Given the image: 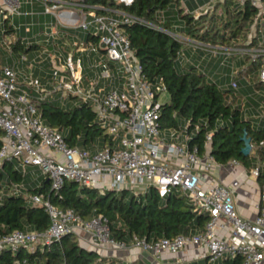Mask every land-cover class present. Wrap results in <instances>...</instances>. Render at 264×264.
I'll list each match as a JSON object with an SVG mask.
<instances>
[{"label": "built area", "instance_id": "1", "mask_svg": "<svg viewBox=\"0 0 264 264\" xmlns=\"http://www.w3.org/2000/svg\"><path fill=\"white\" fill-rule=\"evenodd\" d=\"M41 1L44 12L53 18L47 26L50 29L45 30L47 38L56 42L57 37L63 34L66 40L60 47L67 55L50 54L55 72L46 85L34 76L33 61L28 66L25 81H20L16 59L2 68L0 128L5 134L0 147V166L10 159L36 165L55 191L61 190L67 179L97 187L102 192L133 189L135 194H139L155 186L162 197L173 190H181L195 208L208 212L210 219L204 230L152 242L134 236L133 242L137 246L152 251L158 257L165 251L177 254L189 244L203 245L207 251L206 258L211 263L225 256L240 254L242 264H263L264 189L259 193L256 217H242L234 200L235 191L241 185L239 178L225 184L220 179L209 182L203 177L206 173L218 174L227 164L217 161L210 150L211 131L207 133L206 152L201 153L196 146L189 148L188 141L192 136L187 133V128L160 127V108L164 100L161 95L167 93V86L162 80L158 83L148 80L131 47L129 36L121 27L137 18L117 9H111L115 14L99 13L85 0ZM115 1L130 5L134 0ZM245 1H250L257 8V16L247 39L237 44L204 43L161 25L156 27L186 40V43L194 40L197 46L215 56L223 55L225 60L245 58L250 64L264 61V32L261 30L264 28V0H242ZM21 9L22 0H0V14L5 18L21 14ZM73 28L84 31L93 28L99 42L87 41L85 37L68 40ZM259 29L263 37H259ZM9 52L12 53L11 44ZM76 53L100 55L99 61L91 63L95 73L84 87V62ZM104 55L108 56L106 60ZM27 60V53L19 59L21 62ZM236 62L233 59V67H236ZM260 80L264 82V62L260 67ZM108 81L110 85H107ZM231 83L238 88L236 80ZM60 88L63 96L77 95L93 105L101 126L112 137L110 145L93 152L70 146L61 132L42 120L36 102L48 97L56 98ZM261 145H264V139ZM228 162L240 164L236 159ZM253 174L258 176L260 168L254 169ZM14 189L22 192L17 184ZM26 195L32 202L46 206L51 224L44 231L16 229L11 233H0V252L61 241L65 233L75 232L78 227L91 235L95 245H125L110 236V226L102 214L83 219L73 208L61 209L36 193L28 192ZM230 223V234L235 239L220 234ZM174 262L179 263V260Z\"/></svg>", "mask_w": 264, "mask_h": 264}, {"label": "trees", "instance_id": "2", "mask_svg": "<svg viewBox=\"0 0 264 264\" xmlns=\"http://www.w3.org/2000/svg\"><path fill=\"white\" fill-rule=\"evenodd\" d=\"M223 1L226 17L213 24L217 17L215 13L210 20L202 19L210 11L200 14L198 18L191 11L183 13V8H179L180 0H134L130 5L115 0H85L99 13L115 14L111 9H117L137 18L132 23H123L121 27L129 36L131 47L148 80L153 83L162 80L167 86V97L160 108V127L177 129L187 123V133L191 134L196 129L188 141L189 148L196 146L201 153L206 152L207 133L211 131L210 150L217 161L225 164L236 159L243 166L251 167L253 153L256 157L259 155L261 160L264 158V145L260 146L264 139V126H256L251 117L243 116L241 105H233L236 101L234 91L223 90L217 81L208 77L206 71L187 64L186 70L180 71L177 60L183 53L186 40L156 27L158 24L170 30V18L159 13H165L176 4L179 16L187 21L183 34L188 39L230 45L228 41L236 38L240 43L250 33L257 8L250 1ZM229 2L233 4L232 9H229ZM201 21L204 23L199 25ZM0 25L5 35L15 36L11 42L14 59H20L24 53L29 54L30 48L17 35L11 17H6ZM85 38L99 42L93 28L87 31ZM263 62L251 63L249 67L261 66ZM260 84L264 85V82L259 80L258 86ZM78 98V101L75 100ZM36 105L42 120L61 132L70 146L93 152L112 143V137L101 126L93 105L77 95L70 96L68 102L48 97L36 102ZM245 130L252 137L253 144L252 152L248 155L242 150ZM4 134L0 128V147ZM17 160H7L0 166V233H11L16 229L44 231L50 226L46 206L32 202L26 195L28 192L42 195L44 200H50L61 209L73 208L83 219L102 214L110 226V236L125 244L134 241V236L152 242L163 237L173 238L180 233H197L204 230L210 219L208 212L195 208L181 190H173L161 197L157 188L150 186L144 192L133 193L126 199L128 189L102 192L97 187L67 179L61 190L55 191L45 175L36 181L29 180ZM262 174L260 168V176ZM16 184L22 192L14 189ZM61 239L46 245L37 244L30 249H4L0 252V264H108L98 251L84 246L74 231L65 233ZM242 260L243 257L238 254L225 256L215 263L204 258L191 264H242Z\"/></svg>", "mask_w": 264, "mask_h": 264}, {"label": "crops", "instance_id": "3", "mask_svg": "<svg viewBox=\"0 0 264 264\" xmlns=\"http://www.w3.org/2000/svg\"><path fill=\"white\" fill-rule=\"evenodd\" d=\"M180 1L181 2L179 3V8H183V13L191 11L193 12V14H203L202 12H204L207 9L208 5L211 4L210 0ZM210 10L211 9L208 8L207 11ZM21 12L22 13L19 15H13L14 19L12 20V22H15L17 35L21 36L26 45L30 48V52L28 54L29 60L22 64H25L27 66L28 71V66L33 61L34 63L32 65V72L34 73V76L42 81L44 85H46L48 81L52 79L53 73L55 72L54 67L52 66V56L50 54L58 52L66 56L67 54H65V52L60 47V44H63L66 38H63L64 35L62 34V36L57 37L56 42L48 40L45 34V30L50 29L47 26L53 21V18L49 14H46L44 12V5H42L41 0H22ZM159 14L162 15L161 13ZM163 14L166 18L167 12ZM24 31L26 32V38L23 35ZM13 37L15 38V36ZM67 38L68 40H73V37L68 36ZM185 52L186 56L188 57V51ZM196 53H194L195 56ZM76 54L77 56H81L83 58V62L86 61L88 63L87 65L90 66L89 69L91 70V72H88V70L85 69L84 62V70L87 71V74L84 71V82L88 84V78H92L95 73V70H92L91 68V63L97 60L99 61L100 55L91 54V56H89L84 54L82 55L81 53ZM182 54L179 58H181ZM208 55L211 56L212 54L208 53ZM218 57L219 56L215 57L212 55V57L208 61L210 73H212L215 66L213 65V62L217 64L219 61H221ZM16 58L19 59L18 57ZM179 60L181 59H178L177 63H179ZM244 60L245 58H242L240 60L238 59L236 62V66L242 65ZM7 64H10V61ZM22 64L20 65L22 66ZM186 64L188 63L186 62ZM17 65L18 63H16V66ZM3 67L4 66H1L0 68V75H3ZM27 71H24L26 72L25 75L28 73ZM24 76L23 74H20V81L24 80ZM257 158L260 159L259 155H257ZM258 167L263 171V168L261 166L252 165L251 167H247L243 166L241 163L238 165L228 162L225 166H223L218 174H215L213 172L206 173L203 174V177L209 182H211L212 179H220L225 184H229V182L233 178H239L241 185L236 189L234 194L236 209L242 217L255 218L259 204V193L264 189V182H261L262 176H260V174L258 176H255L253 174V170ZM262 175H264V171ZM40 177L32 181L39 180ZM231 228L232 224L230 223L224 230L220 231V234L228 239H235L234 236L230 234ZM75 233L77 235V238H79L84 246L98 251L99 254H101V257L106 258L108 264H191L198 259L206 258L207 254L205 246L189 244L186 247L182 248L177 254L165 251L161 256L156 257L152 251H146L142 249L133 241L130 244H125L124 246H120L118 244L95 245L93 243L91 235L85 230L78 227L75 230ZM175 260H179V263H175Z\"/></svg>", "mask_w": 264, "mask_h": 264}, {"label": "rangeland", "instance_id": "4", "mask_svg": "<svg viewBox=\"0 0 264 264\" xmlns=\"http://www.w3.org/2000/svg\"><path fill=\"white\" fill-rule=\"evenodd\" d=\"M221 1V2H220ZM223 0H210V5H208L207 9L202 12V13H207L208 8H210V12L207 16L202 17V19H211V15L213 13L216 14V19L213 20V24L217 23V21L221 20V17H226V6ZM233 4L229 2V9H232ZM167 17L170 18L171 21V26L170 30H175L176 32L179 33H184V28L187 27V21L183 18L180 17L178 14V7L176 4H174L172 7L167 9ZM161 16H163V12H161ZM200 14L196 13L194 14L195 17L198 18ZM5 17L3 14H0V23L3 24ZM14 19V16H11V20ZM203 24L204 22L201 21L199 22ZM19 24V22H18ZM261 30L264 32V28H261ZM260 29L258 30L259 37H263V32ZM4 28L1 27L0 25V68L1 66L7 65L9 61L14 59V57L11 55L9 52V46L11 42L13 41V35L12 34H4ZM71 34L69 37H76V39L79 38H84L85 35L87 34V31H84L79 28H73V30L70 31ZM46 34V33H45ZM24 37L26 38V32L24 31ZM47 36V34H46ZM72 40V41H73ZM194 40H191V42H187L183 44V54L181 56V59L179 60V63H177V68H179L180 71H185L186 67L185 66H196L199 70L201 71H206L208 74V77H210L212 80L217 81L219 85L222 87L223 90L227 89H232L234 93L236 94V101L233 102L234 106L241 105V110H242V115L245 117H251L253 119V122L256 126H264V85H259V80H260V67L261 66H250V62L248 60H244L242 65L238 66H232L233 59L238 60L235 57L229 58L228 60H225V56L220 55L218 58L219 61L217 64L213 62L214 69L212 73H210V69L208 66V61L212 57L211 51H207L202 49V47L197 46L195 43H193ZM229 44H237L239 41L236 38L230 39ZM188 51V57L186 56V52ZM65 52V51H64ZM197 52V53H196ZM196 53V56L194 55ZM208 53H211L212 55L209 56ZM81 55V54H80ZM83 55V54H82ZM87 55V54H84ZM209 57H208V56ZM215 56V55H213ZM217 57V56H215ZM108 56L104 55V59L106 60ZM18 65L16 66V70L20 73L25 75L27 71V66L22 64L23 62L19 61V59L15 58ZM85 62V69L88 70V72L91 70L89 69L90 66L87 65L88 63ZM186 62L188 63L186 65ZM22 64V66L20 65ZM184 64V65H183ZM21 66V67H20ZM98 69V68H97ZM207 69V70H206ZM244 69H249L248 71H244ZM85 73L87 74V71L84 70ZM23 72V73H22ZM234 76V77H233ZM26 79V76L24 78V81ZM236 80L238 85V88H234L232 86V80ZM121 83V82H120ZM110 85V81L107 82V85ZM84 85H86V82H84ZM232 94V92H229ZM63 89L60 88L58 93H56V98L60 100V102H68L70 100V97L63 96ZM167 93H164L161 95V98H166ZM230 99V98H229ZM75 100H79L75 99ZM184 130L187 128V123H185L182 127ZM196 129L194 131H191V134H194ZM255 152V150H254ZM253 160H252V165L256 166H261L264 171V158L262 160L258 159L255 154H252ZM18 161V160H17ZM18 163L22 166V169L25 171V173L28 174L27 178L34 180L37 179L42 175V172H40L39 168L36 165L27 163L23 164L18 161ZM262 181L264 182V175H262ZM134 193L133 189H128L126 192V199H129V197ZM37 244L34 245L33 248H35Z\"/></svg>", "mask_w": 264, "mask_h": 264}, {"label": "water", "instance_id": "5", "mask_svg": "<svg viewBox=\"0 0 264 264\" xmlns=\"http://www.w3.org/2000/svg\"><path fill=\"white\" fill-rule=\"evenodd\" d=\"M243 141L245 142L243 147L244 154H250L252 151V137L249 135L248 131H244V136L242 137ZM49 181V179H47Z\"/></svg>", "mask_w": 264, "mask_h": 264}]
</instances>
